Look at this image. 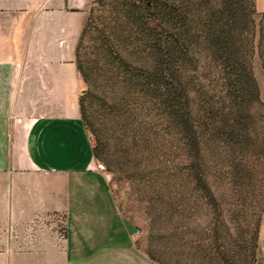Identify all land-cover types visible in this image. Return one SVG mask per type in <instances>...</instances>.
<instances>
[{
  "label": "rangeland",
  "instance_id": "obj_1",
  "mask_svg": "<svg viewBox=\"0 0 264 264\" xmlns=\"http://www.w3.org/2000/svg\"><path fill=\"white\" fill-rule=\"evenodd\" d=\"M242 1L246 20L240 61L256 91L234 120L222 68L202 47L194 51L180 72L189 111L194 120L206 123H194L196 141H185L164 109L125 84L96 50L94 29L112 24L110 9L95 10L87 19L90 28L80 54L91 77L84 125L95 165L105 166L118 212L135 233L136 247L155 264H253L259 254L257 236L264 220V0ZM211 6L217 8L218 1ZM206 12L203 7L200 19ZM209 105L233 126L222 130L208 124L203 113ZM40 220L42 235L64 230L60 213Z\"/></svg>",
  "mask_w": 264,
  "mask_h": 264
},
{
  "label": "crops",
  "instance_id": "obj_2",
  "mask_svg": "<svg viewBox=\"0 0 264 264\" xmlns=\"http://www.w3.org/2000/svg\"><path fill=\"white\" fill-rule=\"evenodd\" d=\"M94 2L0 0V264H155L94 170L80 116L76 48ZM52 213L62 233L27 231ZM257 245L264 264V220Z\"/></svg>",
  "mask_w": 264,
  "mask_h": 264
},
{
  "label": "trees",
  "instance_id": "obj_3",
  "mask_svg": "<svg viewBox=\"0 0 264 264\" xmlns=\"http://www.w3.org/2000/svg\"><path fill=\"white\" fill-rule=\"evenodd\" d=\"M211 1L95 0L89 13L91 17L95 10L110 9L112 24L94 29L96 50L108 61L111 70L119 71L125 84L152 97L164 109L170 124L183 134L185 141H196L194 123L206 124L204 120H194L189 111L187 91L181 82L180 69L191 62L198 48L202 47L222 68L234 120L242 115L247 100L256 91L249 72L240 61V35L246 20L243 1L217 0V8L211 6ZM203 7L207 12L205 18L200 19ZM88 22L76 48V68L86 88L79 97L83 123L91 96L90 71L80 54L90 28ZM127 48L131 50L128 54ZM126 56L133 57L137 63L131 64ZM203 116L208 124L215 125L214 129L220 125L222 130L233 126L210 105Z\"/></svg>",
  "mask_w": 264,
  "mask_h": 264
},
{
  "label": "built area",
  "instance_id": "obj_4",
  "mask_svg": "<svg viewBox=\"0 0 264 264\" xmlns=\"http://www.w3.org/2000/svg\"><path fill=\"white\" fill-rule=\"evenodd\" d=\"M94 170L103 177L106 183L110 180V175L107 173L105 166L103 164L97 162ZM40 224H41L40 217L35 218L32 221L31 225L27 228V231L32 235L35 227L39 226ZM7 232L9 234V240L13 241L17 239V233L15 231V228L11 227Z\"/></svg>",
  "mask_w": 264,
  "mask_h": 264
}]
</instances>
